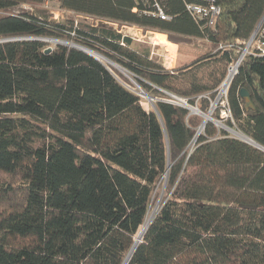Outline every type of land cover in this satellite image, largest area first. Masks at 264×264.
Instances as JSON below:
<instances>
[{"label": "trees", "instance_id": "16d2710c", "mask_svg": "<svg viewBox=\"0 0 264 264\" xmlns=\"http://www.w3.org/2000/svg\"><path fill=\"white\" fill-rule=\"evenodd\" d=\"M44 1L54 0H0V11ZM57 1L178 45L174 36L225 49L168 70L112 28L0 14V37L18 38L0 44V264H123L161 190L127 264H264V152L207 123L188 153L200 118L158 101L145 109L119 74L44 41L101 55L152 98L162 90L193 103L213 98L235 41L247 40L264 16V0H217L211 29L182 0H158L166 21L132 12L152 0ZM241 89L253 108L245 109ZM228 100L237 130L264 148V56L240 64ZM207 105L199 101L202 111Z\"/></svg>", "mask_w": 264, "mask_h": 264}, {"label": "built area", "instance_id": "2783aa9c", "mask_svg": "<svg viewBox=\"0 0 264 264\" xmlns=\"http://www.w3.org/2000/svg\"><path fill=\"white\" fill-rule=\"evenodd\" d=\"M184 2V8L185 11L191 16V18L199 25H201V28H213L215 26V23L217 21V18L220 15V7L217 3V0H182ZM147 4V5H146ZM146 7L143 9H138V7H134L132 9L133 13L139 12L140 14H144L147 16H150L152 18H156L159 20H170L171 17L166 14L164 11V8L162 5L158 2V0H152L148 3H144ZM139 10V11H138ZM0 14L8 15V12L0 11ZM58 16L55 14L54 20H57ZM105 25H111L114 27H119L120 30L117 31L115 28V31L123 36H128L131 39L133 37H136L137 33H141L142 29L135 26V25H129V24H119V23H112L100 20ZM124 29L126 31H124ZM131 31H135V34ZM18 38H3L0 37V44L8 42V41H14ZM237 46V49L235 51V59L231 62L227 69V74L225 76V79L220 84V86L216 89L213 98L209 96V94H202L195 98L194 102H190L189 98L180 97L165 91L160 90L163 93V96L160 98H152L148 95H145L143 93V90L141 89V93H138L137 91L133 92L138 97H141L142 99H147L152 102V105L154 102H164L170 105L177 106L179 108H182L188 112V116H200L203 117L205 120V116H208V122H212L216 124L217 126H220L222 129H225L226 131H229L227 126L224 125L226 122L234 123L232 113L230 110L229 100H228V89L230 86V83L233 79V77L237 74L238 67L240 64L249 56L253 57H260L264 56V27L262 24L257 25L255 30L252 32L250 37L245 41H239L236 40L234 43ZM225 46H218V50H224ZM129 75H131L129 73ZM132 76V75H131ZM130 79V78H129ZM132 80V79H131ZM122 85H124L127 89L130 88L128 84L122 82L119 80ZM134 85L136 84L134 81H132ZM142 93L145 95L142 96ZM201 99H205L208 102L207 109L205 111H202L199 106V101ZM214 114L216 117L214 118ZM207 122V123H208ZM206 123V124H207ZM205 124V125H206ZM205 125L202 127L201 125L197 129V135H195L194 139L188 146V153H190L195 145L196 138L199 134H201L204 130ZM232 130V129H231ZM154 216L151 215V218Z\"/></svg>", "mask_w": 264, "mask_h": 264}, {"label": "rangeland", "instance_id": "374dc122", "mask_svg": "<svg viewBox=\"0 0 264 264\" xmlns=\"http://www.w3.org/2000/svg\"><path fill=\"white\" fill-rule=\"evenodd\" d=\"M7 12L9 14H22V13H26V14H30L33 16H42L45 17L46 19H48L49 21H54V16L55 14H57L58 16V21L59 22H65L66 20H73L74 21V25H82L85 27H95L97 29H101V28H112L115 30L116 27L111 26V25H105L104 23H102L100 21V19L95 18V17H91V16H86V15H80V14H76L74 12L68 11L66 9H62L60 7V3L57 0L54 1H44L42 3H20L17 4L14 8L7 10ZM257 27V26H256ZM117 31L120 30L119 27L116 28ZM142 29V28H141ZM124 31H126L124 29ZM147 32V34H146ZM148 32H150L148 34ZM134 33L135 31H131V34ZM157 33V34H156ZM155 34V35H153ZM145 36V37H143ZM138 37H140L141 41L137 42ZM153 38V39H152ZM174 38H176V40L181 44H175L173 42L168 41V43L165 40V36L161 33L158 32H154L151 30H145L142 29L141 33H137L136 37H133V43L137 44H141L147 47H152L151 49L153 50L154 54L159 55V62L161 60V62L163 63V59L162 56L164 57L165 55V51H164V47L162 46H153V42L155 41H162L165 43L166 48H168V50L170 51V48L172 47L171 44L173 45H177V47L175 46V51L176 48H178V46H180L179 50L184 53V55L187 56L188 60H190V64L193 62V59L195 61V59L197 58H202V57H207L212 55L213 53H217L218 50V46H215L213 44H211L209 41H207L206 39H201V38H194V37H182V36H174ZM44 41L49 42L50 44L55 45L56 43L51 42L49 39H44ZM65 42V41H63ZM170 43V44H169ZM66 44L69 46L73 43L71 42H66ZM178 50V51H179ZM171 55L172 52L170 51ZM162 55V56H161ZM176 57V53L174 52V54L172 55V58L174 59ZM157 58V57H156ZM165 60V59H164ZM105 67H107L108 69L114 71L115 73L119 74L122 78L126 79L127 81H129L130 83H132L133 85L128 88L129 91L135 92L137 91L138 93H141V88H140V84L138 81H135V79L133 78V76L129 75V73L127 71H125L121 66H119L118 64L110 61L111 63H113V65L115 64V66H113L112 64H109V62H102L100 61ZM166 65H171L172 62L167 61L165 62ZM189 64V65H190ZM184 67V66H183ZM177 68H181L180 66L178 67V65H176L175 69ZM128 76V77H127ZM130 78V79H129ZM132 79V80H131ZM134 81L136 84L134 85V83L132 82ZM138 83V84H137ZM144 93V92H143ZM142 93V96H144V93ZM149 94V93H148ZM141 101H142V106L145 109H149V107L152 106V102H150V100L147 99H142L140 97ZM206 112V111H205ZM198 118H200L199 120H201V123L203 121V117L200 116H196ZM214 118L216 117V115L214 114L213 116ZM200 123V125H201ZM209 123V122H208ZM212 123V122H210ZM216 129H218L219 131H224L228 134V136L236 138L232 133L226 131L225 129L223 130L220 126H217L216 124L212 123ZM225 126H227L228 128L242 134L241 132H239L236 128V123H232L231 126L229 125V122L224 123ZM244 135V134H243ZM164 195V191L161 190L160 191V197L158 199V201L156 202L155 206L152 208V210H150L147 220L151 218V215L155 214L156 211V207L160 204V199L161 197Z\"/></svg>", "mask_w": 264, "mask_h": 264}, {"label": "water", "instance_id": "95a60500", "mask_svg": "<svg viewBox=\"0 0 264 264\" xmlns=\"http://www.w3.org/2000/svg\"><path fill=\"white\" fill-rule=\"evenodd\" d=\"M263 20H264V16L262 17V19H261V21L259 22L258 25L262 24V23H263ZM50 41H51V42H54V43H56V44L59 43V44L67 45L66 43H62V42H59V41H56V40H52V39H50ZM46 42H47V41H46ZM69 46H71V47H73V48H75V49H78V50H80V51L86 53L87 55L93 57L94 59H96V60H98V61L100 62V60H99L98 58H96L94 55H92V54L90 53V52H92V51H90V50H88V49H86V48H84V47H81V46L75 45V44H71V45H69ZM50 51H51L50 48L46 49V53H48V52H50ZM108 62H109V64H112V65H113V63H111L109 60H108ZM100 63H101V62H100ZM113 66H115V64H114ZM127 77H128V76H127ZM145 95H147V94H145ZM145 95H144V97H145ZM239 96H240L242 99L245 100V109L253 108V104H252V102H251V100H250V95H249V93H248L245 89H241V90L239 91ZM207 122H208V120L206 121V120L203 119V121H202V123H201V126L203 127ZM228 132L232 133V134L236 137V139H238V140H240V141H242V142H244V143H246V144H248V145H250V146H253L254 148H256V149H258V150L264 152V148H263L262 146H260L259 144H257L256 142H254L252 139L249 138L250 142H249V141L247 142V141L242 140V139H240L239 137H237V136L235 135V132H234V131L229 130ZM197 133H198V132H196V135H197ZM247 138H248V137H247ZM145 222H146V221H145ZM145 222H144L143 226L145 225ZM149 224H150V222H149ZM149 224H148V225H149ZM147 227H148V226H147ZM147 227H146V229H147ZM146 229H145V231H146ZM145 231H144V233H145ZM144 233H143V234H144ZM142 236H143V235H142ZM141 238H142V237H141ZM140 240H141V239H140ZM139 242H140V241H139ZM132 247H133V246H132ZM131 249H132V248H131ZM134 249H135V248H134ZM134 249H132V253H133ZM130 251H131V250H130ZM130 251H129V252H130ZM132 253H131V255H132ZM128 261H129V259H128ZM128 261H127L126 263L123 262V264H127Z\"/></svg>", "mask_w": 264, "mask_h": 264}, {"label": "crops", "instance_id": "0c3cea01", "mask_svg": "<svg viewBox=\"0 0 264 264\" xmlns=\"http://www.w3.org/2000/svg\"><path fill=\"white\" fill-rule=\"evenodd\" d=\"M150 32H148V34H149ZM146 34H147V32H146ZM157 34V33H156ZM164 35V34H163ZM165 36V40H166V35H164ZM143 37H145V36H143ZM141 38L140 37H138V40H137V42H140L141 40H140ZM153 39V38H152ZM166 42L168 43V41L166 40ZM170 44V43H169ZM133 45L134 46H138V47H147V46H144V45H141V44H139V43H133ZM162 46V47H164V51H165V55H164V57L162 56V58L161 59H163V63L161 62V60H160V63L163 65V67H165L166 69H168V70H173V69H175V67H176V65H178V67L180 66V67H186V66H188L190 63V60H188V58H187V56L186 55H184V53H182L180 50H179V48H180V46H178V48H176V51H175V46L177 47V45H173V44H171V48H170V51L172 52V53H176V57L173 59L172 58V55H171V53H170V51L168 50V48H166V46H165V44H159L158 42H153V46L155 47V46ZM147 48H150V47H147ZM152 48V47H151ZM150 48V55H151V57H159V55H156V54H154V52H153V48L151 49ZM179 50V51H178ZM165 59V60H164ZM158 60H159V58H158ZM167 61H170V62H172V64L171 65H166V63L165 62H167Z\"/></svg>", "mask_w": 264, "mask_h": 264}, {"label": "bare ground", "instance_id": "6f19581e", "mask_svg": "<svg viewBox=\"0 0 264 264\" xmlns=\"http://www.w3.org/2000/svg\"><path fill=\"white\" fill-rule=\"evenodd\" d=\"M153 35H155V34H153ZM156 42H158L159 44H165V43L162 42V41H156ZM90 51H91V50H90ZM90 53H91L92 55H94L96 58H98L100 61H102V62H108V60H107L106 58L102 57L101 55H98L97 53H95V52H93V51L90 52ZM173 54H174V53H172V55H173ZM205 120H206V121L208 120V116H205ZM228 129H229V128H228ZM223 130H224V129H223ZM230 130H231V129H230ZM231 131H234V130H231ZM234 132H235V135H236L237 137H239L240 139L245 140V141H247V142H248V141L250 142L249 138H247L246 136H244V135H242V134H240V133H238V132H236V131H234ZM151 219H152V218L148 219L143 227L141 226V227H142V230H141L139 236L137 237V239H136V241H135V244H134V246L132 247V249H134L135 246H136V245L138 244V242L140 241V239H141V237H142V235H143V233H144L146 227L148 226L149 222L151 221ZM132 249H131V251L129 252V254H128L126 260L124 261V263H126V262L128 261V259L130 258L131 253H132Z\"/></svg>", "mask_w": 264, "mask_h": 264}]
</instances>
